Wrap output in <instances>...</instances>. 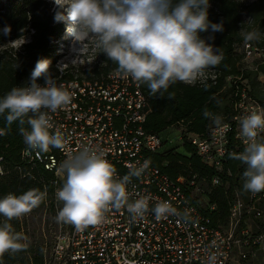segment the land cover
Here are the masks:
<instances>
[{
	"label": "built area",
	"instance_id": "2783aa9c",
	"mask_svg": "<svg viewBox=\"0 0 264 264\" xmlns=\"http://www.w3.org/2000/svg\"><path fill=\"white\" fill-rule=\"evenodd\" d=\"M116 69L108 68L95 78L53 77L72 100L49 113L54 125L50 131L60 129L69 142L63 150L50 147L46 153L24 152V148L22 155L53 171L55 201L64 176L59 173L60 164L83 146L102 150L120 177L128 173L130 164L148 160L149 167L140 178L132 179L128 190L130 200L150 197L149 211L134 222L126 209H113L106 213L103 223L84 231L69 224L54 235L43 264H238L255 255L263 247V236L250 234L241 221L246 216L262 215L259 204L264 200V191L249 192L246 202L235 194L229 200L226 225H219L213 223L215 204L209 202L205 186H218L221 182L217 174L223 171L227 156L236 158L243 153L246 145L240 135V120L253 109H263L262 104L242 93L235 97L227 120L201 133L186 131V123L179 122L200 162L216 174L190 172L172 177L152 159L168 138L162 131L144 128L150 107L142 85L117 76ZM262 135L260 132L258 141ZM178 137L181 141V135ZM159 201L170 202L176 213L157 220L151 209Z\"/></svg>",
	"mask_w": 264,
	"mask_h": 264
},
{
	"label": "clouds",
	"instance_id": "9594fccd",
	"mask_svg": "<svg viewBox=\"0 0 264 264\" xmlns=\"http://www.w3.org/2000/svg\"><path fill=\"white\" fill-rule=\"evenodd\" d=\"M61 9L55 20L72 22L68 29L74 42L78 37L95 38L96 47L117 65L116 75L131 78L147 85L150 93L161 96L177 82L192 83L209 67L220 64L223 54L201 38V33L222 32L223 22L209 20V0H53ZM7 35L10 28L0 30ZM258 38V33L244 34L245 43ZM51 62L40 59L31 73V83L13 87L0 98V115L7 125L18 122L25 143L24 152L46 153L50 147L65 149L68 139L54 128L49 113H55L71 103V94L57 86L50 73ZM44 78V86L36 81ZM6 114V115H5ZM203 115L221 123L207 109ZM27 124L26 129L24 125ZM30 129V130H29ZM264 132V109L250 111L240 120V135L246 145L236 158L247 167L243 173V189L253 194L264 191V141H258ZM0 130V136L5 135ZM123 177L106 154L90 145L75 154H69L59 166L66 176L63 186L56 191L62 207L56 215L58 223L72 225L77 231L105 221L106 213L126 209L135 222L149 211L148 196L130 200L128 185L140 178L149 167V161L130 164ZM46 197L38 189L0 198V216L6 221L19 219L30 213ZM157 220L175 214L168 201H159L151 209ZM27 237L16 232L10 223L0 225V256L27 249Z\"/></svg>",
	"mask_w": 264,
	"mask_h": 264
},
{
	"label": "trees",
	"instance_id": "16d2710c",
	"mask_svg": "<svg viewBox=\"0 0 264 264\" xmlns=\"http://www.w3.org/2000/svg\"><path fill=\"white\" fill-rule=\"evenodd\" d=\"M222 4H227L224 0ZM223 18L216 21L218 23L225 22L227 25L232 20L234 13L228 4L225 7L220 5ZM211 18H215V12L208 10ZM55 12L52 9V4L48 0H0V30L10 28L7 35L0 31V98L5 96L13 87H24L31 81V73L33 72L36 63L40 59H48L51 62L50 68L54 64V41L61 33L60 24L55 20ZM210 15V14H209ZM210 17V16H209ZM231 27V23H230ZM229 27V28H230ZM31 30L30 39L24 42L19 48L6 45L7 40H12L23 36ZM212 32L211 29L203 32L208 36L207 40H218V46H222L224 40H231L229 34L224 32ZM223 47V46H222ZM231 49L230 44H226L224 51L226 53ZM225 53V55H226ZM227 61H232V57L226 55ZM111 69V68H110ZM246 76V74L244 73ZM69 79L72 77H61ZM37 81H44V78H38ZM239 84H243V80H237ZM142 88L146 91L143 84ZM183 85V84H181ZM177 89V88H174ZM184 91L185 96L180 94ZM213 90V89H212ZM210 89H205L200 86H182L181 90H170L171 95H157L154 98V103L149 106L150 109L146 114L144 128L149 131H162L161 126L164 124L172 125L179 122L186 123V131L201 133L206 130L208 118L203 115L204 110H201L196 103L198 96L199 103L206 97H211L215 92ZM146 94V93H145ZM255 98V97H253ZM258 100L257 98H255ZM259 101V100H258ZM260 102V101H259ZM170 103L171 119L169 122L162 121L159 117V107ZM191 108L200 109L193 112ZM227 112V111H226ZM160 113V112H159ZM228 114V112L226 113ZM6 115V114H5ZM156 117H152V116ZM155 118V119H154ZM228 118L225 117V120ZM19 123L13 122L9 127L4 115H0V130L5 131V135L0 136V198H3L9 193L20 195L29 189H38L46 192V197L49 196L51 209L53 207V190L55 185L53 171H48L39 161L29 160L23 157L22 152L26 147L23 137L19 131ZM24 127L27 129L28 125ZM161 127V128H160ZM30 130V129H29ZM196 148L186 140L185 135L179 144L170 145L167 148L165 144L159 151L152 156L153 162L160 166L168 175L175 177L179 174L187 175L190 172L197 173L200 176H213L216 172L202 164L196 154ZM234 164L247 166L239 159L228 155L222 172L228 176L229 185L226 187L222 182L216 188L219 202L217 208L212 211V219L214 224L226 225L228 221L229 200L233 196V184L237 182V177L232 172H229V166ZM217 174V175H218ZM64 180L59 182V185ZM39 204L42 205L46 199ZM218 209L221 211L219 212ZM19 220V219H18ZM16 220V229L20 230V223ZM43 251L34 249L31 244H28L27 249L14 254L5 253L0 256V264H43Z\"/></svg>",
	"mask_w": 264,
	"mask_h": 264
},
{
	"label": "rangeland",
	"instance_id": "374dc122",
	"mask_svg": "<svg viewBox=\"0 0 264 264\" xmlns=\"http://www.w3.org/2000/svg\"><path fill=\"white\" fill-rule=\"evenodd\" d=\"M52 4V9L57 13L61 11L53 2V0H48ZM222 0H209L210 7L209 10L215 12V18L209 20L212 23H218L216 20L223 18V13L220 5L225 7L227 4L231 7L234 13L232 20L227 23H223L225 33L228 30L231 40H224L222 46H218V40H207L208 36L205 34L201 35L208 43L212 44L215 48L219 49L223 54V59L220 64L215 67L206 68L202 75H199L196 81L192 83L177 82L171 85L170 90H181L182 86H200L202 88L210 89L215 92L211 97H206L199 103L198 96L197 101L194 105H198L201 110L207 109L213 116H219L221 122L225 121V116L232 111V104L235 97L240 96L242 93L249 94L252 97L257 98L262 104L264 109V0H224L227 4H222ZM220 20V19H219ZM61 28V33L55 39L54 45V64L49 69L53 77H77L78 78H95L103 74L108 68H117V65L111 60H108L106 56L96 47L95 38L90 34L87 37H78L77 41L74 39L69 28L72 26L70 20L58 21ZM231 23V27H230ZM230 27V28H229ZM249 32L258 33V38L245 43L244 34ZM31 30L25 33L23 36L7 40L6 45L12 46L14 48H19L24 42L30 39ZM226 44H230L231 49L224 51ZM232 57V61H227L226 55ZM246 74V76L244 75ZM237 80H243V84H239ZM183 84V85H181ZM145 88V93L147 95V100L149 106L154 103V98L156 95H152L147 87L143 84ZM177 88V89H174ZM170 91L165 92L163 95H171ZM180 94L185 96L182 90ZM160 95V94H159ZM161 104V103H159ZM159 107V118L164 121L169 122L171 119L170 103H165L161 105H156ZM193 112H197L200 109L191 108ZM227 111V112H226ZM152 117H156L155 115ZM227 118V117H226ZM155 119V118H154ZM215 125L213 119L208 118L206 127ZM162 127V128H161ZM163 136L168 138L165 143L167 148L170 145L179 144L181 135L183 137L186 133L180 130L178 124H164L161 126ZM181 133V134H180ZM260 141H264V132ZM235 166L228 165L229 172L232 171L237 177V182L233 184L231 198L236 197L237 194L244 202L248 198L249 192L243 189L244 176L243 173L246 168L240 164H234ZM220 181L226 187H228V176L226 174H218ZM66 176L62 177L65 180ZM64 183V181H63ZM63 183L59 185V188L63 186ZM206 195L209 202L214 203L216 208L219 202V196L217 195V186L206 185ZM231 200V199H230ZM50 197L47 196L44 203L34 208L30 213L24 215L18 219H13L11 221H6V218L0 216V225L7 222L13 226L14 231L20 232L27 237V245L31 244L34 249L43 251L44 255L49 252L50 245L53 241L54 235L60 229H66L69 224L58 223L56 221V215L60 208L62 207V202L53 199V207L50 206ZM259 206L262 208V215L259 218H253L251 216H246L242 219L241 225L247 227L252 235H262L264 240V200L260 202ZM219 212H221L218 209ZM16 220L20 223V230L16 229ZM46 250V251H44ZM264 263V242L263 247L256 251L253 256H248L246 259L240 261L238 264H263ZM18 264V263H16Z\"/></svg>",
	"mask_w": 264,
	"mask_h": 264
}]
</instances>
